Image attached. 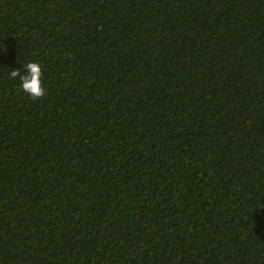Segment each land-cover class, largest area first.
<instances>
[{
    "label": "trees",
    "instance_id": "obj_1",
    "mask_svg": "<svg viewBox=\"0 0 264 264\" xmlns=\"http://www.w3.org/2000/svg\"><path fill=\"white\" fill-rule=\"evenodd\" d=\"M0 264H264V0H0Z\"/></svg>",
    "mask_w": 264,
    "mask_h": 264
},
{
    "label": "clouds",
    "instance_id": "obj_2",
    "mask_svg": "<svg viewBox=\"0 0 264 264\" xmlns=\"http://www.w3.org/2000/svg\"><path fill=\"white\" fill-rule=\"evenodd\" d=\"M8 74L13 80L19 78L20 89L33 100L41 99L46 95L42 79L43 68L39 62H28L23 65L22 70H11Z\"/></svg>",
    "mask_w": 264,
    "mask_h": 264
}]
</instances>
